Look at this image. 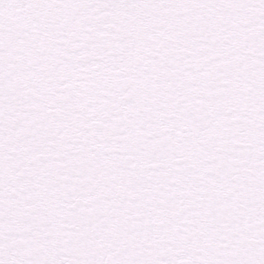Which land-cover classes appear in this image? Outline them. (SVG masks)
Instances as JSON below:
<instances>
[{
    "label": "snow or ice",
    "instance_id": "1",
    "mask_svg": "<svg viewBox=\"0 0 264 264\" xmlns=\"http://www.w3.org/2000/svg\"><path fill=\"white\" fill-rule=\"evenodd\" d=\"M0 264H264V0H0Z\"/></svg>",
    "mask_w": 264,
    "mask_h": 264
}]
</instances>
